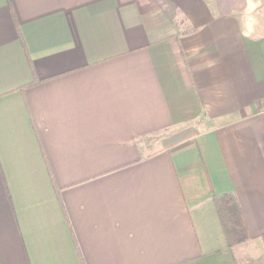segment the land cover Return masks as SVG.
I'll return each instance as SVG.
<instances>
[{
    "label": "crops",
    "instance_id": "0c3cea01",
    "mask_svg": "<svg viewBox=\"0 0 264 264\" xmlns=\"http://www.w3.org/2000/svg\"><path fill=\"white\" fill-rule=\"evenodd\" d=\"M223 193L264 264V0H0V264H244Z\"/></svg>",
    "mask_w": 264,
    "mask_h": 264
},
{
    "label": "trees",
    "instance_id": "16d2710c",
    "mask_svg": "<svg viewBox=\"0 0 264 264\" xmlns=\"http://www.w3.org/2000/svg\"><path fill=\"white\" fill-rule=\"evenodd\" d=\"M237 199L234 193H223L215 195L214 200H212L231 249L250 239L248 226Z\"/></svg>",
    "mask_w": 264,
    "mask_h": 264
},
{
    "label": "rangeland",
    "instance_id": "374dc122",
    "mask_svg": "<svg viewBox=\"0 0 264 264\" xmlns=\"http://www.w3.org/2000/svg\"><path fill=\"white\" fill-rule=\"evenodd\" d=\"M240 246V245H238ZM244 245L241 244L240 248H241V253L240 256H242L241 258V262L244 264H258L261 261L260 258V250H254L253 246H248L245 245L244 247H242ZM259 255V257H258ZM244 261V262H243ZM264 262V260L262 261Z\"/></svg>",
    "mask_w": 264,
    "mask_h": 264
}]
</instances>
